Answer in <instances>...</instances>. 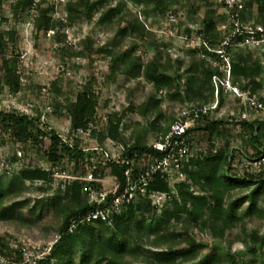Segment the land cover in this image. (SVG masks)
I'll return each instance as SVG.
<instances>
[{
    "label": "trees",
    "instance_id": "1",
    "mask_svg": "<svg viewBox=\"0 0 264 264\" xmlns=\"http://www.w3.org/2000/svg\"><path fill=\"white\" fill-rule=\"evenodd\" d=\"M8 1L14 22L10 23L8 17L0 15L2 86H8L15 93L20 91V54L16 52L17 23L23 19L24 14H28L32 17L28 22L32 34L38 37L44 31L52 36L60 45L62 57L71 59L90 57L94 53L104 54L110 58L108 81L117 80L118 74L144 78L154 92L140 105H135L130 100L122 113H109L102 121L104 127L101 128L96 120L100 95L94 90L92 81L85 83L76 92L75 98L71 99V92H63L59 85L62 78L58 76L52 81L50 89L64 96V102H60V105L66 109L70 121V128L64 134H60L48 123L41 125L42 114L32 116L20 110L0 109V138L7 134L16 146L15 154L8 159L10 165L0 171V221L16 230L27 226L19 218L22 208H27L31 215L37 212V219H42L52 210L59 220L56 239L44 248V256L36 262H24L20 242L23 237L15 235V232H0V252L15 253L17 257L14 264L264 263V233L260 234L257 227L250 226L245 220L246 217L264 220V166L258 170L250 166L243 173L234 171V152L239 149L241 153L244 152V157L252 161L261 159L264 155V118L250 119L243 115L237 118L235 114L219 116L227 93L221 83L216 90L213 81L214 75L222 78L226 76L223 69L225 60L218 49L223 40L235 30V21L241 27L247 25L254 31L256 38L263 37L264 32L259 31L258 26L264 27V0H243L242 8L237 3L229 6L226 0H221L220 6L226 9L221 17H218V7L207 8L200 24H193L198 26L201 42L190 41V47L187 48L194 57H190L188 61L184 57L185 49L181 47L175 57L169 55L167 60H163L159 49L150 59L144 60L134 46L124 51L110 46L95 48L91 38L79 40L80 49H75L65 32L60 30L64 20L52 16L55 1ZM60 1L56 0L57 3ZM131 1L136 2L138 7L143 4L151 5L154 11L164 14L171 3L178 0ZM1 2L2 0L0 4ZM127 2L128 0H67L65 6L68 18L80 14L92 21L97 15L99 24L113 22L119 26L126 23V26L117 29V34L121 36L135 35L144 38L149 33L152 34L142 23L137 26L140 12L137 10L139 13L132 16V9L128 8ZM222 25H226V33L221 32ZM245 36L237 35L236 42L245 44ZM241 45L227 47L230 80L233 86L246 91L249 97L255 99L258 93L264 91V62L261 57L254 58L259 51L264 56V41L247 44L248 53L243 50L235 52ZM175 67L178 69L176 74L171 72V68ZM183 67L185 68L181 73ZM163 93L178 103L177 110L170 115L161 108ZM234 97L235 100L246 102L252 109H262L254 108L250 100L243 99L242 96L234 94ZM257 100L264 105V95L258 96ZM215 101L217 106L207 113H201L194 123V153L178 172L171 174L170 170L155 171L146 193L137 190L138 198L124 202L118 209L111 207V197L101 204L90 200L80 177L91 166H95L96 173L104 176L107 163L124 186L126 168L132 167L133 175L136 176L139 169L143 170L150 160L160 157V153L152 149V144L165 136L182 109L187 106L200 108L205 104L212 105ZM55 103L54 112L59 105ZM126 112H136L146 119L153 118L146 127L133 129L131 139L123 126ZM164 121L165 124H160ZM136 123L140 125L139 121ZM233 127H239L243 143L245 147L253 149L252 153L240 146L237 148L230 142L229 135L233 132ZM61 135L68 142L63 141ZM150 135L154 136L152 140ZM201 140L206 142L204 149L197 147L202 144ZM220 140L223 145H218ZM94 144L107 150L112 156V162L108 160L104 164V152L92 149ZM86 147L89 149L84 150ZM19 150H22L21 157L18 155ZM1 151L0 167L3 166ZM30 151H35L40 160L36 159L35 154L33 161L29 159L27 152ZM116 158L126 161L117 163L114 161ZM127 161L130 162L126 163ZM13 164L15 171L10 172ZM62 175H70L72 179L68 180ZM55 180L58 184L53 187ZM172 180L174 183H171ZM35 184L39 185L37 190L45 194L35 198L32 204L33 199L27 197L25 192L31 191V186ZM122 190L121 186L118 194ZM236 191L237 195L234 196ZM153 192L164 195L161 204H153L150 197ZM261 200L263 205L260 204ZM246 203L248 208L242 216L238 212ZM99 209L110 212L107 219H88L89 215ZM245 214L248 216H244ZM177 222L182 223L183 232L173 230V224ZM196 226L202 227L210 235L208 242L194 236L192 229ZM237 227L240 231L236 237L245 248L242 252L228 250L224 255L220 246L223 245L226 233ZM183 233L186 235L185 245L178 239ZM152 236L154 240L151 247L148 239Z\"/></svg>",
    "mask_w": 264,
    "mask_h": 264
},
{
    "label": "rangeland",
    "instance_id": "2",
    "mask_svg": "<svg viewBox=\"0 0 264 264\" xmlns=\"http://www.w3.org/2000/svg\"><path fill=\"white\" fill-rule=\"evenodd\" d=\"M53 1H55V7L52 16L55 19L64 20V25L60 30L61 32H65L66 38L75 49H80L79 40L91 38L90 40L93 41V46L95 48L110 46L116 50L124 51L134 46L137 53L141 54L144 60L150 59L157 49L162 51L163 60H167L169 55L175 57L180 47L185 49L184 57L187 61L190 57L193 58L194 56L189 54L190 49H188L190 47L189 44H191L190 41L201 42L200 33L197 31L198 26L195 27L193 24H200L205 10L209 7H218V17L223 16L221 13H224L226 10L225 7L220 6L219 3H221V0H178L171 3L164 14H160L154 11L151 5L143 4L141 7H138L136 2L128 0V8L132 9L131 15L134 16L135 13L138 11L140 12L137 26L142 23L149 31H152V34L149 33L146 37L141 38L135 35H118L117 29L123 28L126 26V23H121L119 26H116L113 22L99 24L97 15H95L92 21L85 19L84 16L80 14L73 18H68L65 6L67 0H61L60 3H57L56 0ZM0 15L8 17L10 23L14 22L8 0H2L0 4ZM30 18H32L31 15L24 14L21 20L22 22L20 21L17 23L18 43L16 52L20 54L18 71L21 88L19 92L15 93L12 92L8 86H2V78L0 75V109L20 110L32 116L42 114L43 121L41 125L44 124V122L48 123L51 127L58 130L60 134H64L70 128V121L68 120L66 109L63 105H60V102H64V96L50 89L52 81L58 76L62 78L59 85L63 92H71V99L75 98L76 92L81 89L85 83L92 81L94 90L100 95L99 105L96 110V120L101 128L104 127L102 121L108 117L109 113L113 111L122 113L129 105L130 100L133 101L135 105H140L147 100V97L152 92H154L144 78H130L126 75L118 74L117 80L108 81L107 73L110 58L104 54L94 53L90 57H73L71 59L62 57L60 54V45L52 39V36H49L44 31L40 32L38 37L32 34L31 25L28 23ZM180 20L182 21L179 26ZM258 42L249 40L245 43L246 45L242 44L238 46L235 52L243 50L244 53H248L247 49H249V47L247 44H258ZM259 52L257 53L259 56L255 55L254 58L261 57L262 62H264V56ZM184 68L185 67L180 70L181 73ZM171 72L176 74L178 69L176 70V67L173 69L171 68ZM227 91L228 90L225 91L227 94L224 97L225 102L222 109L218 113L219 116L222 114L227 117L229 114H235L237 118H239V116L242 117V115L250 119L264 118V108L261 110L252 109L250 106H247L246 102L235 100L234 94H230V92ZM260 95H264V91L258 93V96ZM162 96L164 100L161 108L167 115H170L171 112L177 110L178 103L169 99L164 93ZM258 96L256 95L257 98L255 97L256 101H258ZM218 99L220 100V96ZM55 102L59 103V105L57 109L55 108L56 111L54 112ZM106 102H108L107 105ZM152 118L153 117L146 119L136 112H126L123 119V126L127 129L126 135L132 139L131 134L133 129L146 127L147 123L150 122ZM137 121L140 122V125H137ZM160 124H165V121ZM240 133L239 127H233V132L229 135L230 142L235 147L238 148V146H240L243 150L247 149L249 153H252L253 149L249 146L245 147L243 143L244 138ZM2 137L3 138H0V150H2L1 156L3 158V166L0 167V171H4V169H7V166L10 165L8 159L15 154L16 149L15 142L12 141L7 134H3ZM152 137L154 136H151L150 140H152ZM201 141H203L202 144H199L197 147L204 149L206 142L205 140ZM219 144L223 145L221 140L218 145ZM110 145L111 144H109V146ZM18 148L19 147H17V149ZM239 150L234 152V171L243 173L247 169L245 163L249 162V159L248 157H244V152L241 153L242 151ZM34 152L35 151L27 152L28 158L32 161L35 159L33 154H35L36 159L39 157V155ZM252 168L258 170L259 167ZM9 170L10 172L15 171L14 164L12 167L10 166ZM249 170H251V168H249ZM171 183H174V180H172ZM57 184V180H55L53 187H56ZM38 186V184H35L31 186V191L25 192L27 197L33 199L32 204L35 198H40L45 194L37 190ZM237 192L238 191L234 192L233 195L236 196ZM260 204L263 205L262 200ZM247 208L248 204L246 203L238 213L243 216ZM20 212V221L23 223L25 222L27 226L24 225L22 228L16 230L4 221H0L1 233L5 234L7 231H11V233L15 232V235L23 237L20 241L22 242V246L41 251L56 239L59 220L55 212L52 210L48 211L42 219L35 218L37 212L31 215L27 208H22ZM244 216H248V214ZM245 220L250 223V226L257 227L260 234L264 233V220L261 221L254 217H246ZM173 225V230L175 232H183V230H181V222H177ZM239 231V227L227 231V235L222 242L223 245L220 246V250L224 255L227 254L228 250L231 252H242V250H244L245 245L236 237ZM192 232L198 240L208 242L210 239V235L200 226L194 227ZM185 236V233H183L178 238L179 241L182 242L181 244L184 245ZM148 240L149 246L152 247L154 237L152 236ZM245 257L249 258V256ZM254 264L264 263L256 262Z\"/></svg>",
    "mask_w": 264,
    "mask_h": 264
},
{
    "label": "built area",
    "instance_id": "3",
    "mask_svg": "<svg viewBox=\"0 0 264 264\" xmlns=\"http://www.w3.org/2000/svg\"><path fill=\"white\" fill-rule=\"evenodd\" d=\"M229 6H233L234 3L238 4V7L242 8L244 1L243 0H226ZM236 28L235 30L228 35L226 39L221 43V47L218 49V52L225 60L223 65V69L225 71L226 76L224 78L219 77L218 75L213 76V81L215 83L216 90L218 89L219 83L224 86L225 90H228L230 93H234L238 96H242L243 99L250 100L251 105L254 108H264V105L261 102L256 101L254 98L248 96L246 91L240 90L237 86H233L230 80V62H229V54L227 52V47L233 45H241L243 42H236L237 35L243 34L244 42H248L249 40L256 41L258 44L264 41V35L261 39H258L254 35V31L251 30L247 25L245 27H241V25L235 21ZM226 25L221 26V32L226 33ZM258 30L264 32V27L258 26ZM250 35V36H248ZM201 41V35H200ZM217 106V102H214L212 105L205 104L200 108L195 107H185L180 111L177 115L174 122L171 124L170 129L162 137L160 140L155 141L152 144V149L158 153H160V157H156L150 160L144 169H139V172L136 176L133 175L132 167H128L125 169L124 173L126 175V184L122 185V182L118 179L116 175L112 172L111 166H109L106 162L109 160L112 162L111 154L103 149V147L96 146L95 144L91 146L92 149L103 151L105 159L103 163L107 165L105 168L104 176L101 173H96L95 166H91L88 169V172L80 177L81 180L84 181L83 189L85 192H88L91 201H95L97 203H104L108 200V198H112L111 207L114 209L120 208V206L126 202L131 201L138 198L137 190H140L142 193H146L147 186L152 179V175L157 170H170L171 174L174 172H178L181 166L185 162L188 161L189 157L193 155V144H194V123L198 118H200L201 113H207L210 109L215 108ZM62 140L68 142L65 136L61 135ZM72 145V144H71ZM89 149L88 147L84 148V150ZM18 155L22 156V150L18 151ZM114 157V155H113ZM93 159V158H92ZM114 161L117 163H125L126 159L116 158ZM127 161L126 163H129ZM133 163V161H131ZM143 162V161H142ZM143 165V164H142ZM246 167H262L264 166V155L261 159L249 160V162L245 163ZM139 168V167H138ZM141 170V171H140ZM63 177L71 180L70 175H62ZM122 186V191L118 194ZM150 197L153 201V204L159 205L161 204L164 195L161 193H150ZM110 212H107L104 209H99L89 215L88 219H107ZM22 257L24 262H36L37 259L42 258L44 256V250H33L27 246L22 247ZM17 256L15 253H2L0 252V264H14L16 262Z\"/></svg>",
    "mask_w": 264,
    "mask_h": 264
}]
</instances>
